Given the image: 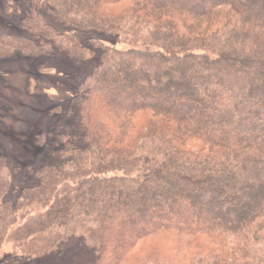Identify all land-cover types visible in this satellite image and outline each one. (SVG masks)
Here are the masks:
<instances>
[{
	"label": "trees",
	"instance_id": "obj_1",
	"mask_svg": "<svg viewBox=\"0 0 264 264\" xmlns=\"http://www.w3.org/2000/svg\"><path fill=\"white\" fill-rule=\"evenodd\" d=\"M20 3L0 58L61 56L72 92L31 162L0 139V247L45 237L90 264H264V0Z\"/></svg>",
	"mask_w": 264,
	"mask_h": 264
},
{
	"label": "rangeland",
	"instance_id": "obj_2",
	"mask_svg": "<svg viewBox=\"0 0 264 264\" xmlns=\"http://www.w3.org/2000/svg\"><path fill=\"white\" fill-rule=\"evenodd\" d=\"M21 8L20 0H0V28L7 32L15 30L16 22L23 14ZM55 26L80 41L93 37L118 50L132 46L102 33L77 32L61 24ZM43 62L46 64L40 66ZM71 92L72 80L67 73V63L61 56L51 60L21 56L0 58V139L12 142L15 161L22 164L32 161L38 136L45 134L57 119V114L51 109L63 104ZM67 247L63 249V245L58 244L55 249H48L45 237L28 240L24 244L7 238L0 247V264L92 262L89 254H78L77 250L69 252ZM259 252L264 255V243L259 246Z\"/></svg>",
	"mask_w": 264,
	"mask_h": 264
}]
</instances>
